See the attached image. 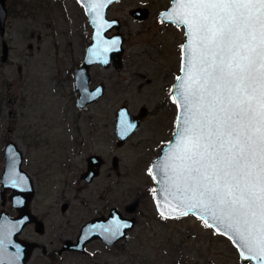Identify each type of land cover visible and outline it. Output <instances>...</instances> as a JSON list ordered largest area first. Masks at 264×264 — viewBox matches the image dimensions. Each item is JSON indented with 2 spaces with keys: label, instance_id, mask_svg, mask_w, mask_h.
Here are the masks:
<instances>
[{
  "label": "rangeland",
  "instance_id": "1",
  "mask_svg": "<svg viewBox=\"0 0 264 264\" xmlns=\"http://www.w3.org/2000/svg\"><path fill=\"white\" fill-rule=\"evenodd\" d=\"M170 2L109 4L106 15L119 19L123 36L122 65H91L90 86L103 82L104 93L81 107L74 69L91 33L82 6L76 0L6 1L8 15L0 33V174L3 147L14 141L34 183L29 205L53 222L44 234L27 226L22 235L52 248L62 238L75 241L85 221L107 215L112 206L135 218L124 238L108 245L95 237L83 252L66 250L61 264H241L228 237L193 214L164 219L153 201L150 164L173 135L176 106L169 104V95L180 72L185 39L183 26L160 17ZM138 6L147 8L144 18L131 13ZM3 42L8 46L5 60ZM122 104L131 114L141 105L151 114L117 145L114 118ZM90 153H99L103 163L99 174L86 182L80 173ZM9 193L4 205L0 198V210L14 213ZM63 202L68 203L64 212ZM131 204L135 206L128 212ZM33 257L40 264L51 263L40 248Z\"/></svg>",
  "mask_w": 264,
  "mask_h": 264
},
{
  "label": "snow or ice",
  "instance_id": "2",
  "mask_svg": "<svg viewBox=\"0 0 264 264\" xmlns=\"http://www.w3.org/2000/svg\"><path fill=\"white\" fill-rule=\"evenodd\" d=\"M111 2L88 0L96 56L118 44L100 39ZM162 16L183 26L187 40L172 96L175 142L156 164L159 214H193L227 235L245 260L264 264V0H173ZM124 124L123 132L133 127ZM124 227L114 220L104 230Z\"/></svg>",
  "mask_w": 264,
  "mask_h": 264
},
{
  "label": "water",
  "instance_id": "3",
  "mask_svg": "<svg viewBox=\"0 0 264 264\" xmlns=\"http://www.w3.org/2000/svg\"><path fill=\"white\" fill-rule=\"evenodd\" d=\"M7 0H0V33L3 34L5 28V21L8 15V8L6 5ZM80 3L85 11V14L88 17L89 24L91 26L90 39L85 47L84 56L81 63L74 69V86L77 90L76 103L78 106H86L93 101L99 99L104 93V83L99 82L94 86H90V67L93 64L100 63L102 66L107 67L111 64L114 67H120L122 65V52H123V36L119 31L120 22L116 17H108L106 15V10L110 3L103 9V18L110 26H105L100 31V39L102 41H106L110 44L112 40H117L118 44L114 47H111L110 50L102 55L96 56L94 55V51L98 46V39L96 36V26L92 22V13L87 11L88 0H77ZM115 1V0H112ZM173 0H171L170 5L161 10L160 17L167 23L170 22L162 16V13H166L171 9ZM131 13L139 18H144L147 15V8L145 7H136L130 10ZM176 25V24H175ZM115 28V31L112 33H108L109 30ZM184 31L186 29L184 28ZM183 41L182 45L186 43ZM181 45V46H182ZM8 55V46L5 42L2 43V54L1 59L5 60ZM105 58L107 59V63L104 62ZM182 58V51H181ZM180 68H181V59H180ZM178 75H182L181 71ZM177 81L175 79L172 87L173 95L175 94V86ZM147 113V107L141 105L138 109V112L135 114H131L128 110L126 104L120 105L116 109V115L114 118L115 122V133L117 136V145L123 144V142L139 127L140 119L143 118ZM179 113V109L177 108V114ZM124 121L127 122V125H133L130 130L123 132V129L126 127ZM176 119L174 132L171 139L165 143L161 149V153L154 158V160L150 164V169L152 170L153 175L156 176L155 185L153 190L159 189L160 185L158 183L160 179V173L156 168L157 162L163 157L165 151L169 143L175 142V132H176ZM123 132V134H122ZM3 157L4 164L0 174V198L1 204L4 205L6 203V191L9 189L10 193L8 194V198L11 204L18 210V214L10 215L9 212L5 209L0 210V233L3 235L0 236L2 239V244H0V264H25L26 259L29 257L31 250L33 248V242H29L27 240H22L18 237V233L22 229L25 224L28 222L35 220V216L29 210V203L32 199L35 188L34 183L31 178V175L22 167L23 162V152L18 147V145L14 141H8L5 143L3 147ZM103 163V157L99 153H90L87 156V164L86 169L82 171L80 177L85 181H91L95 176H97L100 172V166ZM20 178H23V182H20ZM17 180V186L13 187L11 180ZM159 193L153 191V201L157 211L159 209L157 207V197ZM135 204V203H134ZM134 204L128 205L126 210L132 211L134 208ZM67 207V203L64 202L62 204V209ZM114 220H119L121 224H127L128 227H124L120 229L119 233L116 235H112L110 231H105V228H110L112 226V222ZM41 222L37 220V229H39V224ZM135 223L134 216L123 215L121 211L117 209L116 206H112L109 209L107 215H98L94 216L87 221H85L79 230L76 241H72L70 239H66L63 248L64 249H73L78 251H85V244L89 242L91 239L98 237L104 243L110 245L115 243L116 241L124 238L127 234V231L133 227ZM215 230V228H213ZM41 230V229H40ZM10 231V235L7 233ZM216 231V230H215ZM228 237L227 235H225ZM231 241V240H230ZM232 242V241H231ZM233 243V242H232ZM233 245L237 248L239 254V260L241 264H257L255 260H245L240 255V249L233 243ZM98 264H105L103 262H99Z\"/></svg>",
  "mask_w": 264,
  "mask_h": 264
},
{
  "label": "flooded vegetation",
  "instance_id": "4",
  "mask_svg": "<svg viewBox=\"0 0 264 264\" xmlns=\"http://www.w3.org/2000/svg\"><path fill=\"white\" fill-rule=\"evenodd\" d=\"M173 94V93H172ZM172 96L169 95V104L171 105L172 104ZM176 106V104H175ZM176 110H177V107H176ZM151 113L149 112V110L147 109V113L145 115V117L141 118L140 119V122L146 118L148 115H150ZM175 118H176V114H175ZM174 118V120H175ZM170 127L172 128L173 125H172V121L170 119ZM174 125H175V121H174ZM126 141V140H125ZM122 145V144H121ZM86 164H87V156H86ZM86 168V167H85ZM82 173V172H81ZM80 173V174H81ZM83 179V178H82ZM87 182V181H86ZM64 203V202H63ZM62 203V204H63ZM67 203V202H66ZM62 204H61V211L64 212L66 210V208L62 209ZM67 206H68V203H67ZM12 208L14 209V213H9L10 215H16L18 214V210L12 205ZM29 210L30 212L35 216V220H32L30 222H28L27 224H25V226L22 227V229L20 230V232L18 233V237L21 238L22 240H27L29 242H33L34 246L31 250V253L29 254V257L26 259L25 261V264H40L38 261L37 258H34L33 257V253L35 251L36 248H40L41 252L48 255L49 258L51 259V263L50 264H61V261H63V256L62 254L66 251V250H73V249H64L63 248V244L65 242L66 239H69V238H62L61 242L55 246V247H52V248H48L44 243H40L38 241H35L33 239H27L25 238L22 233L24 232V229L27 227V226H32V228L34 229V231L37 233V234H44L46 231H48V227H53V222L51 221V223H49L50 221L49 220H46L45 219V215L43 214H40L38 212H36L35 210H33L31 208V206L29 205ZM16 211V213H15ZM123 214V213H122ZM103 215V214H101ZM124 215V214H123ZM37 220L40 221L41 223L39 224V229H37ZM49 223V224H48ZM41 229V230H40ZM79 233V232H78ZM78 236V235H77ZM52 238H50L51 240ZM77 239V237H76ZM75 239V241H76ZM71 240V239H70ZM73 241V240H72Z\"/></svg>",
  "mask_w": 264,
  "mask_h": 264
}]
</instances>
